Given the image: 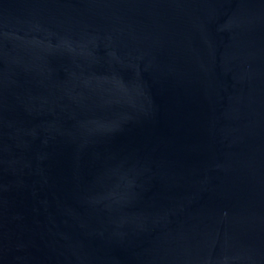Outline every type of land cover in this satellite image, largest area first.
<instances>
[{"label": "water", "instance_id": "obj_1", "mask_svg": "<svg viewBox=\"0 0 264 264\" xmlns=\"http://www.w3.org/2000/svg\"><path fill=\"white\" fill-rule=\"evenodd\" d=\"M0 264H264V0H0Z\"/></svg>", "mask_w": 264, "mask_h": 264}]
</instances>
